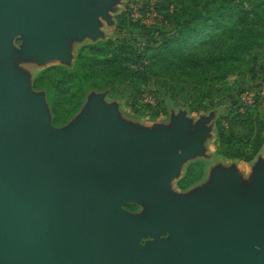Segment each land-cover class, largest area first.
I'll return each mask as SVG.
<instances>
[{
	"label": "water",
	"instance_id": "water-1",
	"mask_svg": "<svg viewBox=\"0 0 264 264\" xmlns=\"http://www.w3.org/2000/svg\"><path fill=\"white\" fill-rule=\"evenodd\" d=\"M86 0H0V54L21 33L24 50L62 55L64 32L92 31ZM179 134L133 133L93 98L67 131L46 124L23 76L0 68V264H264V170L238 192L226 173L189 198L161 195L174 163L196 149ZM125 197L150 198L146 217ZM147 233L156 236L144 242Z\"/></svg>",
	"mask_w": 264,
	"mask_h": 264
},
{
	"label": "rangeland",
	"instance_id": "rangeland-1",
	"mask_svg": "<svg viewBox=\"0 0 264 264\" xmlns=\"http://www.w3.org/2000/svg\"><path fill=\"white\" fill-rule=\"evenodd\" d=\"M170 1L172 5L168 7L169 11L174 4L193 2L164 0L165 3ZM239 1L244 11L251 12L255 11L254 4L258 0ZM153 2L157 1L86 0L85 4L98 9L91 16L92 31L78 34L64 32L62 37L65 40V49L62 55L42 56L38 52H27L24 50L22 34L13 33L8 36L9 49L0 54V68L4 62H8L15 76H23L27 96L39 99L46 124L54 132L67 131L82 121L90 100L95 98L106 112L112 113L113 125L120 130L138 133L159 129L169 132L179 127V134L187 142L197 135L196 149L174 163L173 171L159 184V194L181 199L192 197L200 191L210 190L218 173L228 174L236 183L238 192H245L251 188L255 174L264 170V133H260L262 142L248 161L224 155L228 150L220 142L217 143L216 135L219 128L228 132L223 117L230 112L234 113L233 110L252 109L260 121L258 126L264 130V47L250 49L243 60L225 67L226 71L220 70V77L208 89L209 100L201 97L199 90L183 79H176L172 87L168 84V89L166 85L162 88L154 84L153 78H147L144 83L140 82L139 92L132 95L135 98L132 102L127 92L121 94L113 91L116 85H110L104 80L77 94L74 99L62 94L61 105L58 104L52 109L45 92L32 86L33 78L47 66L71 68L82 45L117 37L141 46L142 42L156 37L159 32H169L171 25L164 20L159 21L160 12H157L158 15L150 12ZM125 8H128L133 20H139L144 25L143 28L130 26L116 32L115 16ZM229 23L231 24L228 21ZM198 47L201 51L206 48L204 44H198ZM150 90L153 91L151 94L148 92ZM156 100L161 103V109H155ZM70 108L72 109L66 113V109ZM151 110H157L156 114L151 113ZM240 132L243 131L235 130L237 134ZM249 146L248 143L245 145L247 150ZM152 205L150 198L141 197H125L119 204L123 213L136 217H146ZM155 236L154 233H147L140 242Z\"/></svg>",
	"mask_w": 264,
	"mask_h": 264
},
{
	"label": "trees",
	"instance_id": "trees-1",
	"mask_svg": "<svg viewBox=\"0 0 264 264\" xmlns=\"http://www.w3.org/2000/svg\"><path fill=\"white\" fill-rule=\"evenodd\" d=\"M156 1L150 12L154 15L160 12L159 21L171 25L169 32H159L141 46L117 37L82 45L71 68L47 66L33 78L32 86L45 92L52 109L61 105L62 94L74 99L104 80L116 85L113 91L127 92L132 102L140 82L147 78H153L154 84L162 88L168 84L172 87L176 79H183L209 100L208 89L220 77V70L226 71L225 67L243 60L250 49L264 47V0H258L251 12L244 11L239 0H192L174 4L171 11L168 7L172 1ZM130 26L140 29L144 25L133 20L125 8L115 16V29L120 32ZM198 44L206 48L201 51ZM160 105L156 100L155 109H161ZM233 111L223 117L228 132L217 129L216 141L228 150L224 155L248 161L262 142L259 135L264 130L258 126L260 121L252 109ZM238 129L243 132L235 133Z\"/></svg>",
	"mask_w": 264,
	"mask_h": 264
}]
</instances>
